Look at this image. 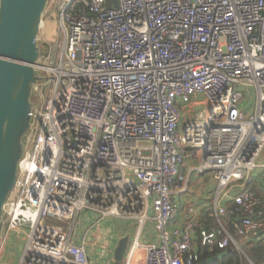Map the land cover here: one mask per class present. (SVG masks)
Wrapping results in <instances>:
<instances>
[{"label":"built area","instance_id":"obj_1","mask_svg":"<svg viewBox=\"0 0 264 264\" xmlns=\"http://www.w3.org/2000/svg\"><path fill=\"white\" fill-rule=\"evenodd\" d=\"M50 2L58 40L36 63L42 80L3 207L0 261L9 235L22 232L18 264H100L85 236L73 241L81 211L95 214L92 228L107 218L137 222L121 264H195L198 240L240 250L226 227L236 211L238 236L264 232L253 220L259 198L229 191L264 149V0ZM244 88L255 91L252 110ZM192 174H209L221 194L210 230L192 205L167 227ZM147 221L157 244L141 242ZM93 237V246L106 240L102 264H112L113 232L97 228Z\"/></svg>","mask_w":264,"mask_h":264},{"label":"water","instance_id":"obj_2","mask_svg":"<svg viewBox=\"0 0 264 264\" xmlns=\"http://www.w3.org/2000/svg\"><path fill=\"white\" fill-rule=\"evenodd\" d=\"M48 2L0 0V223L29 134L34 88L42 80L36 69L40 57L37 42ZM128 242V236L117 241L112 264H121ZM225 255L222 251L202 264Z\"/></svg>","mask_w":264,"mask_h":264},{"label":"rangeland","instance_id":"obj_3","mask_svg":"<svg viewBox=\"0 0 264 264\" xmlns=\"http://www.w3.org/2000/svg\"><path fill=\"white\" fill-rule=\"evenodd\" d=\"M53 8V4L50 2L48 4L47 14L43 17V26L39 31L38 36V46L40 48L41 59L48 51L49 44H53L58 40L59 34V25L57 22V14L55 12H51ZM241 92L244 95L243 107L246 110H252L255 103V91L253 89H241ZM35 97H32V102L34 103ZM198 111V108L195 109ZM186 194L181 196H176L177 207L181 205V199L185 198ZM79 222L77 223L74 233H73V241L82 242V239L85 236L86 242V252L91 262H98L102 264L105 261V253L106 251L102 248V244L106 243V240L101 239L99 244L93 246V243L96 239H94V235L96 234L97 228L100 230L108 229L111 232L114 230H121L125 232L129 237V242L127 249L130 248L131 244L135 240V233L138 228L137 222L130 220H116V219H103L98 225L92 228L96 221V216L94 213L89 211H81L79 213ZM177 217L171 221L168 226H173L176 224ZM51 225H54L53 221H50ZM57 227H65L67 229V225L63 223H57ZM143 234L141 236V242L143 244H147L149 242L155 243L158 239V233L154 229V222L147 221L144 226ZM119 240V237L116 236ZM1 242V239H0ZM25 246V235L22 232L11 233L4 245L3 254L1 256V264H18L21 253L23 252ZM1 249V250H2ZM108 258H111V254L108 253Z\"/></svg>","mask_w":264,"mask_h":264},{"label":"crops","instance_id":"obj_4","mask_svg":"<svg viewBox=\"0 0 264 264\" xmlns=\"http://www.w3.org/2000/svg\"><path fill=\"white\" fill-rule=\"evenodd\" d=\"M258 168L251 172L248 177H246L244 182L236 183L232 186L229 191L231 194H235L241 189H249V185L255 183L257 187L264 192V149L259 155L257 160ZM192 167V165L187 164L186 168ZM216 183L211 179L209 174L196 175L192 174L188 180V191L186 197L181 199V205L177 207V221L176 224H181L186 217L185 208L192 205L196 211V218L204 225V228L210 230L215 227L216 222L212 219V212L214 204L216 201L220 200L221 194H217ZM250 190V189H249ZM260 200V199H259ZM227 207L231 206V202H225ZM237 214V213H236ZM236 222L240 221V215H236ZM228 227V225H227ZM235 229V228H234ZM229 230V229H228ZM114 237H125L127 234L121 230H114ZM259 235V234H257ZM244 239V238H243ZM250 239V237H249ZM118 239L116 238L115 241ZM198 240V239H197ZM235 241V239H233ZM248 239H244L246 241ZM199 241V240H198ZM236 242V241H235ZM152 243V242H149ZM147 243V244H149ZM237 243V242H236ZM157 244V243H155ZM199 242L194 241V246L198 249ZM234 247V243H232ZM237 248V247H236ZM240 250L241 247L239 246ZM238 249V248H237Z\"/></svg>","mask_w":264,"mask_h":264},{"label":"trees","instance_id":"obj_5","mask_svg":"<svg viewBox=\"0 0 264 264\" xmlns=\"http://www.w3.org/2000/svg\"><path fill=\"white\" fill-rule=\"evenodd\" d=\"M250 191L260 199V203L255 208L253 220L255 221H264V192L261 191L255 183L249 185ZM248 189V190H249ZM228 208H237L234 204ZM237 214L241 215L239 211H236ZM229 221H226V227L233 239L241 247V251L229 243L228 247L223 251H226V255L219 260L212 261L210 264H264V232L260 235L251 236L250 239L244 241V239L237 235L235 225L236 215ZM214 220V218L212 217ZM215 221V220H214ZM199 242V241H198ZM198 253V261L195 264H202L214 257L221 250L216 247L209 249L208 247H202L200 243L198 244V249L195 247Z\"/></svg>","mask_w":264,"mask_h":264}]
</instances>
